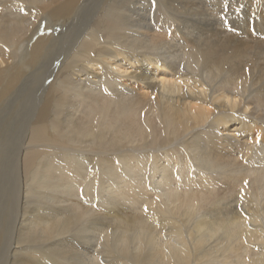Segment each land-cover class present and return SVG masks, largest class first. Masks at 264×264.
I'll use <instances>...</instances> for the list:
<instances>
[{
  "label": "bare ground",
  "instance_id": "bare-ground-1",
  "mask_svg": "<svg viewBox=\"0 0 264 264\" xmlns=\"http://www.w3.org/2000/svg\"><path fill=\"white\" fill-rule=\"evenodd\" d=\"M229 3L0 0V264H264V0Z\"/></svg>",
  "mask_w": 264,
  "mask_h": 264
},
{
  "label": "snow or ice",
  "instance_id": "snow-or-ice-1",
  "mask_svg": "<svg viewBox=\"0 0 264 264\" xmlns=\"http://www.w3.org/2000/svg\"><path fill=\"white\" fill-rule=\"evenodd\" d=\"M153 4H155V0H152ZM229 7H230V3H229V0H223V4H222V7L220 9V14H219V19L222 23V25L229 31H235L236 29L232 26V24L230 23L229 19H228V13H229ZM245 6L243 4H241L239 7L235 8L234 11L236 13H241L242 12V9L244 8ZM254 31V29H252ZM181 69L183 68V65L180 66ZM247 71V69L245 70ZM177 179H179V175L177 173ZM248 181L245 180L244 181V184L247 185ZM151 183H149V188H151ZM241 192H243V189H241ZM157 199H159V197H157ZM148 205L145 204L143 206V211L144 212H148ZM239 211L243 214L244 213V210L243 208H239ZM101 240H103V236L100 237Z\"/></svg>",
  "mask_w": 264,
  "mask_h": 264
},
{
  "label": "rangeland",
  "instance_id": "rangeland-1",
  "mask_svg": "<svg viewBox=\"0 0 264 264\" xmlns=\"http://www.w3.org/2000/svg\"><path fill=\"white\" fill-rule=\"evenodd\" d=\"M141 4L143 5V6H145L146 5V3H142L141 2ZM234 22V21H233ZM234 25V24H233ZM248 28H249V31L251 32V34H252V36L254 37V38H257L256 40H257V42H259L260 40H263L262 39V37L259 35V34H264V32H261L260 30H258V29H256V27H255V25L253 24V22L251 21V24H249V26H248ZM252 29H254V31L252 30ZM256 36V37H255ZM259 37L261 38V39H259ZM259 39V40H258ZM256 41H254L253 39H251L250 41H248L247 42V44L248 45H250V46H248V48H250V47H252L253 45H256V43H257ZM94 238H92L91 239V244H90V246L92 247L93 246V244L92 243H94ZM84 241V240H83ZM81 241L80 242V244L81 245H83L86 241ZM88 244H89V242H88ZM78 245V244H77ZM84 245H87L86 243L84 244Z\"/></svg>",
  "mask_w": 264,
  "mask_h": 264
}]
</instances>
